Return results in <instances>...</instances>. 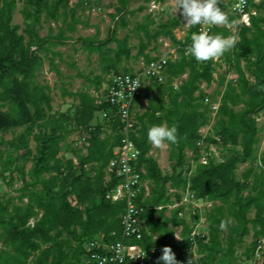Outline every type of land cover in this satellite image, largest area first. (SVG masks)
I'll list each match as a JSON object with an SVG mask.
<instances>
[{"label":"trees","instance_id":"1","mask_svg":"<svg viewBox=\"0 0 264 264\" xmlns=\"http://www.w3.org/2000/svg\"><path fill=\"white\" fill-rule=\"evenodd\" d=\"M118 2L120 7L112 14L113 25L106 39L79 37L77 40L90 54L100 55L103 75L93 82L96 92L101 90L107 76L130 72L120 68L132 55L129 39H119L118 32L119 27L127 26L131 0ZM24 6L26 28L20 34L19 26L13 25L17 1L0 0V135L23 130L8 142L10 149L6 153L0 151V178L6 180V173L15 171L25 182L18 204L13 198L0 202V264H94L85 249L87 242L102 235L107 242L122 237L121 216L126 202L109 201L106 195L120 183L114 174L109 177L108 168L114 149L124 137V125L109 103L98 104L96 97L85 92L75 95L80 103L73 119L51 115L52 98L36 81L43 65L40 53L48 54L52 47L70 43L78 25L87 24L78 16L80 9H86L81 3L71 6L69 0H24ZM258 8L262 15L252 17L251 26H240V40L234 49L238 78L221 92L215 136L208 134L204 139L208 144H217V138L220 139L225 150L224 162L197 164L195 172L191 164L186 166L187 151L193 153L191 158L197 163L198 143L213 117L205 103L207 97H212L205 93L203 85L210 87L215 81V59L198 62L186 54L191 36L198 28L191 26L187 36L179 40L175 30L182 25V13L159 24L155 30L149 26L154 25L150 15L147 23L139 27L144 38L138 58L143 57L147 65L159 58L147 51L152 45L159 52L161 37L169 39L177 50L176 57L165 65L164 82L154 79L145 86L148 106L135 115L137 125L131 138L140 151L137 168L146 171L143 177L150 182V195L145 198L141 194L138 199L145 209L141 215L143 240L132 243L146 249L171 247L178 264L181 261L250 264L264 238V154L258 156L261 142L258 116L264 113V0ZM43 14L46 21H62L63 26L56 34L40 35ZM236 18L230 16L228 23ZM211 35L227 37L223 28L218 27H214ZM112 43L116 48L108 49ZM242 60L246 61V70L241 66ZM224 73L220 86H224L228 71ZM178 80L180 83L176 84ZM104 113L108 116L104 117ZM159 124L175 125L178 129L177 142L170 143L172 164L168 173L151 156L152 144L148 140L149 128ZM70 125L82 131L76 141L74 151L79 155L75 159L61 156V144ZM32 139L36 143L35 151L31 148ZM20 161L22 165L17 166ZM30 162L31 169L26 173ZM248 163L250 167L239 178L240 164ZM9 179L14 181L13 177ZM179 190L192 192L195 201L214 203L207 214L206 235L191 236L201 218L195 213L193 218L197 223L191 227L184 218L186 205L166 215L173 197L177 202L182 201ZM159 206L163 209L158 210ZM179 227H182V240L174 242ZM252 232L254 242L245 252L243 262L237 250ZM195 250L200 254L197 259ZM160 256L153 264H163L158 260Z\"/></svg>","mask_w":264,"mask_h":264},{"label":"rangeland","instance_id":"2","mask_svg":"<svg viewBox=\"0 0 264 264\" xmlns=\"http://www.w3.org/2000/svg\"><path fill=\"white\" fill-rule=\"evenodd\" d=\"M17 8L14 11L13 15V25L19 26L20 34H24V30L26 28V17L23 14L24 9V0H16ZM151 2L148 0H131V3L128 6L130 14L126 16L127 18V26L119 27L118 38L124 39L128 37L130 48L132 51L131 58L127 61H124L120 68L130 70V72H138L141 71L143 67L147 64L145 63L143 57L138 58L139 47L141 39L144 38V32L139 30V27L143 24L147 23V18L150 17V21L154 22V25L149 24L152 30H155L157 26L161 23H167L172 18L179 16L182 13V10H178L177 12V0H167L163 4L164 11L162 13L152 12L150 8ZM101 5L104 6L105 10L103 12L98 13L97 15L88 14V10H80L78 11V16L81 15V20L83 22H87V24H79L76 32L73 35V40L65 46L61 47H49L51 48L50 53L42 52L40 56L42 58L43 65L40 68L37 75V83L43 86L46 91L50 94L52 98V107L53 112L51 115L55 116H70L72 119L76 114V110L79 106V99L75 97L78 92H85L95 95V85L94 80L98 76H102V65L100 55L98 53L90 54L87 50L82 47V44L77 40L79 37L82 38H94L96 37L98 40H104L109 36L110 28L113 25L112 15H109L111 12L113 14L116 13L120 4L118 0H102ZM141 8H143L141 10ZM110 11V12H109ZM108 12V14L106 13ZM132 12V13H131ZM70 21V20H69ZM184 21V22H183ZM186 21L184 16L182 17V25L180 28L175 30V34L179 40H183L187 34L189 29L185 25ZM42 28L39 30L40 35L42 37L48 36L51 32L56 34L58 29L63 26L62 21L54 22V21H46L45 14L42 15L41 19ZM241 24L238 21L233 23H227L226 21L223 24H220L219 28H223L226 36L235 37V43L232 47H230L227 51L223 53L220 57L215 59V81L210 87H207L206 84L203 85V90L205 93L212 97L214 101L221 100V92H224L226 86L231 84L238 78L237 69L235 66V53L234 49L236 44L240 40V31ZM264 27V26H263ZM188 30V31H187ZM164 38L161 37L159 39V52L153 50V47L148 49L147 52L153 57H163L167 54L169 49L165 51L166 46L160 42ZM168 44L171 45L170 50L175 51L173 48V44L169 39ZM115 49L116 44L112 43L108 46V49ZM177 49V48H176ZM60 55H56V54ZM53 59V60H52ZM53 61V62H52ZM241 66L246 70V61H241ZM225 71H228L227 75L224 79V86H220L219 84L222 81V75H224ZM180 80L176 81V84H179ZM73 94L74 96H72ZM211 99V100H212ZM240 109V108H238ZM216 117H212V120L209 124L208 134H212L215 136L213 130L214 125L216 124ZM258 126L261 128L259 133V137L261 138V142L259 144L258 156L260 157L264 154V113H261L258 116ZM73 125L68 127V133H66L65 141L61 144V156L65 159H75L78 157V153H75L74 149L76 146V141L79 139L82 134L81 130L73 129ZM22 129H17L14 131H10L6 134L0 135V151L6 153L9 150L8 142L12 141L17 135L22 133ZM206 134V133H205ZM78 144V143H77ZM31 148L35 151L36 143L32 139ZM171 150L172 147L170 143H165L160 148H156L152 145L151 156H153L159 163L160 168L164 173H168L171 171ZM80 153V152H79ZM228 154H231L230 152ZM187 155L189 157L188 163L192 165V172L196 171L197 163L192 160L193 153L191 151H187ZM4 159L6 157L4 156ZM22 161L17 162V166L22 165ZM32 163H28L26 165V173L31 169ZM250 167V164H240L239 169L237 171V175L240 178L241 175ZM6 180L0 178V202H4L8 199H14L15 203L18 204L17 198L21 196V189L24 187L23 176L18 172H7ZM10 177L14 178V181H10ZM27 181L29 180L27 176ZM10 182V183H9ZM181 195L185 194V192L179 190L177 191ZM184 196V195H183ZM172 202H176V199L173 197ZM27 203V200L24 201ZM195 205H191L186 207L184 212V218L186 222L192 227L196 225L197 221L194 220L193 216L195 213L200 216L201 220L206 222L207 214L209 210L214 206L213 202L209 201H196ZM219 204V203H218ZM173 209L168 208L166 210V215L170 216L172 214ZM255 211L250 215L254 216ZM200 220V221H201ZM34 223V220H31ZM207 223V222H206ZM208 226V223L205 225ZM203 226V227H205ZM182 227L176 229V233L181 237ZM201 232H206V229H201ZM175 233V234H176ZM180 240H174V242H180ZM254 242L253 232L249 237H247L244 242L238 247L237 255L245 258V252L247 249L251 248ZM2 248L4 246L1 244ZM194 254L197 258H199L200 254L198 251H194ZM254 260L252 259L250 264H254ZM264 260V259H263ZM244 262V260H243ZM263 263L262 261H260Z\"/></svg>","mask_w":264,"mask_h":264},{"label":"built area","instance_id":"3","mask_svg":"<svg viewBox=\"0 0 264 264\" xmlns=\"http://www.w3.org/2000/svg\"><path fill=\"white\" fill-rule=\"evenodd\" d=\"M262 1L218 0V6L224 12L225 20L230 16H234L237 17L236 19L241 25L251 26L252 17H258L263 13L258 8ZM69 3L71 6L81 3V6L86 11L88 10V14L97 15L105 10L100 0H69ZM163 4L152 1L150 4L151 11L162 13L164 11ZM106 13L108 14V12ZM196 26L198 28L197 33L205 31L212 34L214 27L217 25L202 23ZM190 27L187 26L188 29ZM160 42L166 46L165 51L169 49L165 56L152 61L143 67L141 71L121 72L107 76L101 90L95 92L97 103H109L124 125V137L121 144L114 149L113 158L108 168L109 177L111 178V175L114 174L120 183L106 195V199L112 202L124 201L126 202V209L121 216L123 231L120 240L107 242L104 240V235H102L100 239L89 241L85 244V249L90 254V261L94 264H153L156 258L163 254L159 246L146 249L138 243H132L133 240H143L141 215L145 209L138 204V199L141 194H144L145 198L150 195V182L143 177L146 171L143 168L139 171L137 168L140 151L131 138V133L135 131L137 125L135 115L148 106V101L145 98V86L154 79L164 82L165 76L163 72L165 65L169 59L176 57L177 50L176 48L175 51L170 50L171 45L168 44V40L163 39ZM205 103L209 105L212 115L215 117L220 108V101H213L207 97ZM107 116V113H104V117ZM207 136L208 132L206 134L203 133V140L198 143L200 155L197 164L209 165L213 160L216 163L224 162L225 150L220 144V139L217 138V144H208L204 140ZM83 141H86L85 137H83ZM86 145L88 146L89 144L86 143ZM171 193H175V191L171 190ZM183 195L181 202L176 201L168 205V208L175 209L181 205H186L187 207L188 205H195L196 201L192 192L188 190ZM157 209L162 210L163 206H159ZM30 224L34 225L32 222ZM206 224V222L204 223L201 220L196 225L191 236L206 235L207 231H200V228L205 229L207 227L205 226ZM154 239L156 240V237ZM175 239L180 240L181 237L176 233ZM263 253L264 238L256 250L254 264H262L260 261L263 262ZM195 259H197L196 256ZM243 260H246V258H243ZM251 261L249 262L251 263ZM180 263L185 264L184 261Z\"/></svg>","mask_w":264,"mask_h":264},{"label":"clouds","instance_id":"4","mask_svg":"<svg viewBox=\"0 0 264 264\" xmlns=\"http://www.w3.org/2000/svg\"><path fill=\"white\" fill-rule=\"evenodd\" d=\"M178 10H182L186 26H195L202 23L220 25L226 19L224 12L218 6V0H177L175 11ZM234 43L235 37L211 35L208 32L201 31L192 34L191 44L186 49V54L191 55L198 62H206L223 55ZM177 131L175 125H153L148 130V140L156 148L162 147L165 143L175 144L177 142ZM221 227H224L223 223ZM162 253L158 258L160 262H163V264H178L171 247L165 246Z\"/></svg>","mask_w":264,"mask_h":264},{"label":"crops","instance_id":"5","mask_svg":"<svg viewBox=\"0 0 264 264\" xmlns=\"http://www.w3.org/2000/svg\"><path fill=\"white\" fill-rule=\"evenodd\" d=\"M114 13V12H113ZM112 12L109 14V15H112L113 14ZM227 23H228V19L227 20H225ZM235 21H237V19H235L233 22H235ZM184 22V21H183ZM232 22V23H233ZM216 27H220V25H217ZM188 31V30H187ZM184 79H186L187 78V76H185V77H183ZM210 126H208L205 130H203V133H206V132H208V130L210 129L209 128Z\"/></svg>","mask_w":264,"mask_h":264}]
</instances>
